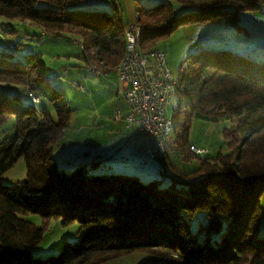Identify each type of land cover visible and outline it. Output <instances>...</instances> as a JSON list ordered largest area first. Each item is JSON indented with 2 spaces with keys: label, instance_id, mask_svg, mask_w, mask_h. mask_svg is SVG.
Listing matches in <instances>:
<instances>
[{
  "label": "trees",
  "instance_id": "trees-1",
  "mask_svg": "<svg viewBox=\"0 0 264 264\" xmlns=\"http://www.w3.org/2000/svg\"><path fill=\"white\" fill-rule=\"evenodd\" d=\"M148 1L135 2L145 50L188 23L237 24L242 12L264 2L174 0L191 7L177 13L173 0ZM0 15L77 34L89 60L107 70L119 66L130 24L119 0H0ZM176 78V114L186 118L182 125L173 121L176 146L187 144L194 112L231 119L230 142L238 141L235 132L243 138L237 150L199 169H174L182 177L171 173L164 185L159 178L92 172L86 164L71 172L60 168L53 146L73 109L51 83L41 54L26 61L0 56V82L55 105L52 114L17 92L0 98V129L15 120V133L0 142V264H102L137 252L163 264H264V60L229 48L201 49L184 60ZM21 157L27 177L17 187L5 183ZM160 159L174 167L170 153ZM30 213L41 215L43 225L26 219ZM53 219L79 222L77 238L64 241L55 255L36 256Z\"/></svg>",
  "mask_w": 264,
  "mask_h": 264
},
{
  "label": "rangeland",
  "instance_id": "rangeland-1",
  "mask_svg": "<svg viewBox=\"0 0 264 264\" xmlns=\"http://www.w3.org/2000/svg\"><path fill=\"white\" fill-rule=\"evenodd\" d=\"M126 20H132L138 6H148V0H119ZM154 2L155 0H151ZM177 13L190 10L186 4L174 1ZM40 4H45L41 1ZM81 38L74 33L54 34L28 19H11L0 15V56L26 61L33 53L41 54L51 74V83L63 94L73 109L69 125L64 134L54 143L53 152L58 165L67 172L78 165L86 164L92 172H122L138 176L142 180H162L168 184L173 175L182 177L176 170L199 169L203 161L211 162L218 157L231 154L241 145L243 136L236 134L238 141L231 143L227 132L232 133L233 121L225 116L217 119L194 112L189 122L187 144L176 146L170 152L171 162L164 164L148 160L144 146L127 145V135L136 134L127 127L125 115L116 118V110L123 114L129 109L124 92L118 85V67L105 69L101 64L87 57V52L80 43ZM15 46V53H13ZM157 48L165 51L175 76L180 72L181 64L191 53L207 48H229L250 57L264 60V2L257 9L242 12L237 24L226 20L188 23L178 27L169 37L162 39ZM92 61L100 72L87 68ZM60 77V79L58 78ZM10 83L0 82V98L9 94L21 95L27 102H33L25 88L16 90ZM33 104L40 110L55 113V105L46 98H40ZM177 95L174 92L168 104L167 115L180 125L184 124L185 115L176 114ZM128 112V110H127ZM125 120V121H124ZM127 133H126V132ZM15 133V120H10L0 129V142ZM177 136V132L174 133ZM191 144L206 150L203 155L190 149ZM211 160V161H210ZM149 162V166L147 163ZM95 163V166L93 167ZM27 164L24 157L4 175V182L18 186L27 177ZM171 173L173 175H171ZM264 215V195L262 196ZM25 218L42 226V217L30 213ZM79 222L64 225L61 220L53 219L43 240L34 248L33 254L48 258L57 254L66 240L77 238ZM264 237V221L261 230ZM102 264H163L154 263L143 253L124 254Z\"/></svg>",
  "mask_w": 264,
  "mask_h": 264
},
{
  "label": "built area",
  "instance_id": "built-area-1",
  "mask_svg": "<svg viewBox=\"0 0 264 264\" xmlns=\"http://www.w3.org/2000/svg\"><path fill=\"white\" fill-rule=\"evenodd\" d=\"M139 21L140 15L136 10L126 29L125 50L118 66L129 107L125 120L145 142L149 162L162 164L160 155L170 153L176 146L174 122L167 115V109L175 92L177 78L164 50L157 47L145 50L141 47L143 29ZM87 68L100 72L98 65L92 61ZM31 96L34 103L40 102L37 95L31 93ZM115 115L121 120L122 110L117 109ZM191 148L200 155L206 152L196 145Z\"/></svg>",
  "mask_w": 264,
  "mask_h": 264
},
{
  "label": "crops",
  "instance_id": "crops-1",
  "mask_svg": "<svg viewBox=\"0 0 264 264\" xmlns=\"http://www.w3.org/2000/svg\"><path fill=\"white\" fill-rule=\"evenodd\" d=\"M118 85H119V87H120V90H122L123 91V88H122V84H121V81H120V77H119V81H118ZM128 110V109H127ZM127 110H126V112H125V114H123V112H122V115H125L126 116V114H127ZM122 118H123V116H122ZM122 121V120H121ZM125 121V120H124ZM126 122V121H125ZM127 123V122H126ZM127 127L129 128V129H131V130H133V132L136 134V136H134L132 133H130V134H128L126 131V133H127V135L129 136V138L127 139V141H126V143H127V145H130V146H138V145H140V144H142L143 146H144V149H143V151H144V153L146 154V144H145V142L141 139V137H140V135L138 134V132L136 131V129L134 128V127H131V126H129L128 124H127ZM147 155V154H146Z\"/></svg>",
  "mask_w": 264,
  "mask_h": 264
}]
</instances>
